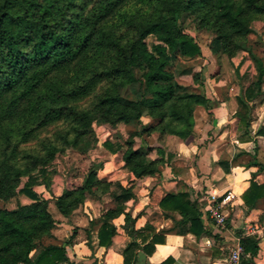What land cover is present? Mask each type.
I'll return each mask as SVG.
<instances>
[{"label": "trees", "instance_id": "16d2710c", "mask_svg": "<svg viewBox=\"0 0 264 264\" xmlns=\"http://www.w3.org/2000/svg\"><path fill=\"white\" fill-rule=\"evenodd\" d=\"M187 13L213 34L212 54L250 53L256 75L245 95L260 94L264 59L249 46V34L251 24L264 18V0H0V199L25 195L32 200L14 209L0 207V264L69 262L66 245L45 242L56 224L51 202L68 217L90 197L109 195L115 205L91 222L99 224L100 245L112 244L117 233L112 221L122 213L129 235L138 233L126 205L135 198L132 186L100 177L96 168L101 164H92L81 182H69L60 195L45 198L35 187L50 189L59 156L86 154L96 146L95 122L139 125L144 116L151 121L146 127L130 131L117 145L106 140L104 146L118 152L138 178L160 173L165 152L153 158V148H143L137 138L157 132L185 139L193 133L196 106L209 107L208 98L190 86L203 83L202 71L180 70L191 74L190 82L172 68L177 59L203 53L197 38L183 28ZM136 82L142 86L140 96L129 93ZM242 105L249 110L247 101ZM263 188L252 179L245 203L255 204ZM160 206L179 212L182 223L191 221V232L200 226L197 201L188 192L167 193ZM158 240L155 235L149 252ZM241 242L246 254L258 253L255 238L244 235ZM136 247L132 239L123 251L124 264H133Z\"/></svg>", "mask_w": 264, "mask_h": 264}, {"label": "crops", "instance_id": "0c3cea01", "mask_svg": "<svg viewBox=\"0 0 264 264\" xmlns=\"http://www.w3.org/2000/svg\"><path fill=\"white\" fill-rule=\"evenodd\" d=\"M199 57L187 59L192 62ZM250 60L248 66L253 71L250 69L248 85L256 75L254 61ZM187 67L184 69L191 72L202 71L203 83L191 82L190 86L191 91L208 98L209 107L196 106L194 130L185 139L157 132L144 133L142 138H137L143 148H153L151 157H158L159 150L165 152L166 162L160 173L138 178L124 166L118 152L104 146L106 140L117 145L128 138L126 128L133 123H120L115 127L95 126L98 138L103 137L100 141L103 145L100 146L105 148V153L93 164H101L96 168L100 177L124 187L132 186L135 198L127 201L126 205L136 217L134 226L138 233L129 235L125 228V214L122 213L112 221L117 228L112 244L108 247L100 245L99 224L92 226L91 222L115 205L109 195L101 199L90 197L68 217L55 207L56 210L52 211L56 220L53 236L45 242L66 245L70 263L63 264H124L123 251L132 239L137 244L133 264H216L229 254L241 235L255 238L259 250L254 255L246 254V264H264V194L251 206L244 200L252 179L264 187V81L261 93L247 99L245 90L248 85L239 83L237 89L232 86L225 90L224 84H210L211 77L215 78L216 74L209 76L205 73L204 64L197 68ZM239 71L238 76H248L241 67ZM242 100L247 101L249 110L242 105ZM142 120L135 129L141 130L151 122L149 117ZM86 175L87 172L80 182ZM68 184L67 180L57 191L53 190L54 194L60 195ZM179 191L188 192L197 201L200 226L195 227V232L189 229L191 221L181 222L179 212L167 213L160 206L167 193ZM226 192H232L233 198L223 207L227 225L220 229L210 215L208 199L211 194L219 196ZM13 199L0 200L8 203L6 208L14 209L18 203L11 206ZM31 201L30 198L29 201L21 198V203ZM251 228L254 229L252 232ZM155 235L159 240L153 242L155 247L149 252ZM161 238L164 241H160Z\"/></svg>", "mask_w": 264, "mask_h": 264}, {"label": "rangeland", "instance_id": "374dc122", "mask_svg": "<svg viewBox=\"0 0 264 264\" xmlns=\"http://www.w3.org/2000/svg\"><path fill=\"white\" fill-rule=\"evenodd\" d=\"M181 23L186 32L194 35L197 38L202 46L203 53L196 60H192V62L191 60L189 61L188 59L182 58L175 61L174 55H171V60L175 61L173 62L172 68L176 73H179L177 74V76L190 81L192 79L191 74H180V70H183L185 67L188 68L187 66H195L197 68L204 64L205 73H207L209 76L212 74H216L215 78L211 77L210 79V84L212 86H214V84L218 82L224 84L223 88L225 90H228L231 89L232 86L237 89L239 87V83L241 84V86H246L249 84L251 77L249 73L253 71L250 65L248 66V64H251L250 59H252L250 53L240 52L237 56L233 57V59L229 58L226 55H220L218 56L219 58L215 59V57L212 56L210 50V43L213 34L206 29H201L203 27L197 25L190 13L183 15V17L181 18ZM251 28L252 31L249 34V46L253 49L256 55L261 56L264 59V18L255 20L251 24ZM153 41V37L148 38V42L150 44ZM238 64L239 67L237 68L236 65ZM240 64H242V66ZM240 67L242 71H246L248 76L243 78L238 76V74H240ZM140 74L141 72L137 70L136 75L139 77ZM129 93L134 96H140L142 93V86H140L138 82L133 83L131 86V91ZM96 124L97 123L95 122L94 125L96 126ZM135 128H138L137 124L126 128V133L129 134V132L131 130H134ZM102 139L103 137L98 138L96 146L90 149L86 154H80L76 151H70L65 155L59 156L52 166V170L55 173L54 175H52L53 181L51 180V189H48L45 184H39L35 187L37 192L43 197L44 195H46L48 196L47 198H51L53 190L57 191L58 187L63 186L67 180L68 182L80 181L84 174L88 171L89 167L93 164V162H97L105 153V148L103 146H100V141ZM21 198L23 200L29 201V198L27 199V197L23 195L18 196L12 200L11 206H15L16 203L21 202ZM5 206H9L8 203H4L0 200V207ZM50 209L51 211L56 210L53 202H51ZM53 214L55 215V212H53Z\"/></svg>", "mask_w": 264, "mask_h": 264}, {"label": "built area", "instance_id": "2783aa9c", "mask_svg": "<svg viewBox=\"0 0 264 264\" xmlns=\"http://www.w3.org/2000/svg\"><path fill=\"white\" fill-rule=\"evenodd\" d=\"M233 198L232 192H226L222 195L216 196L211 194L208 199V209L211 217L214 219L215 224L220 229H223L227 225L226 215L223 211V207ZM254 229L251 228L250 232ZM244 235L238 236L235 245L231 248L229 254L216 264H245L243 262L244 256H246L244 246L241 239Z\"/></svg>", "mask_w": 264, "mask_h": 264}]
</instances>
